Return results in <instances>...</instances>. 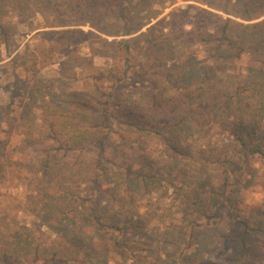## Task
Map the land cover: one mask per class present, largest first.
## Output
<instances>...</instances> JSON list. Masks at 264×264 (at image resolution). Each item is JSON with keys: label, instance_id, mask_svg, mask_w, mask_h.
<instances>
[{"label": "rangeland", "instance_id": "rangeland-1", "mask_svg": "<svg viewBox=\"0 0 264 264\" xmlns=\"http://www.w3.org/2000/svg\"><path fill=\"white\" fill-rule=\"evenodd\" d=\"M7 1H0V6H30L32 11L35 6H40L37 0ZM81 1L87 6L105 3V0ZM128 1L120 0L121 6H126ZM133 5L142 6V12L145 11L144 6H151V11L144 13L145 17L136 18L138 22L143 20L139 23L143 26L132 36L144 32L176 7L186 10L190 6L203 11L188 8L186 28H192L194 34L199 32L195 25L206 17L204 10L235 23L251 24L258 20L242 19L239 11L246 5L252 6V13L264 9V1L249 5L245 0H136ZM222 8L234 10V15L222 12ZM4 10L8 11V8ZM15 13H7L8 16L0 20V24L9 28L6 45L0 37V142H3L0 145V155H3L0 163H4V166L0 165V216L6 218V229L12 231L19 226L30 232L36 241L54 248L57 258L73 253L79 260L60 264H229L227 260L232 256H238L248 264H264V232L258 231L259 226H264V222H258L264 215V166L253 159L248 160L231 179L232 208L220 213L212 212L209 217L195 213L185 202L186 199L191 200L201 183L199 166L191 159L195 158L199 147L203 148L201 145L210 141L214 143L224 133L213 126L203 138L192 136L200 109L191 100L183 101L179 88L167 86L162 92L171 108H164L165 104L160 103L157 108L162 109L156 114L146 112L148 104H151L149 84H139L131 72L126 82L114 88L117 101L106 103L111 115L103 117L99 112L93 115L95 134L88 144L76 146L65 138L51 139L52 134L41 122L45 114L47 118L56 115L50 106L63 108L68 101L95 91L93 81L79 80L80 76L92 73L90 66L84 64L88 60V50L80 49L81 37L74 34L35 38L36 32L49 30L43 28L45 25H71L78 19L57 20L50 18L48 12L44 16L33 17L29 13L16 17ZM80 28L89 30L88 26ZM65 29L56 27L54 30ZM101 39L111 41L114 37L101 35ZM51 48L55 52L50 53ZM197 54L199 57L206 55L200 51ZM20 57L26 58L29 67L33 61L40 64L39 68L46 66L40 73V79L45 86L46 82L53 83L52 101L49 96L37 97L22 92L20 88L24 86L25 76L31 77L32 73L29 69L25 73L23 67H17ZM224 61L221 60L223 64ZM247 61L245 59L242 66L246 63L253 70L260 68L258 63ZM139 62L143 59L140 58ZM93 64L107 71L117 65L113 59L97 57ZM61 65H65V69ZM58 72L65 76L70 72L69 78L54 83ZM122 93L123 97H119ZM123 105L128 106L127 109ZM34 106H44L45 112H39ZM228 118L231 120L232 117ZM8 119L14 123L8 124ZM120 131L127 136L125 145L119 140ZM175 139L183 140L189 146L187 151L192 153L184 152L174 157L170 146ZM49 155L57 156L56 169L61 172L58 174L61 184L54 182L50 191L54 220L44 217L40 197L31 203L27 196L31 192L27 180L32 176L26 171L41 170ZM151 172L163 186L152 194H146L141 187L142 177L147 178ZM107 214L113 216L108 222ZM93 215L100 220V227L94 224ZM129 217L142 225L138 235L109 227L123 228ZM190 221L195 222L192 233L186 227ZM246 221L257 229L246 234L241 224ZM129 228L132 229L131 226ZM112 234L125 242L124 247L118 248L120 251L111 244ZM74 237L78 242L75 249L70 244ZM1 260L0 264H6L5 259Z\"/></svg>", "mask_w": 264, "mask_h": 264}, {"label": "trees", "instance_id": "trees-1", "mask_svg": "<svg viewBox=\"0 0 264 264\" xmlns=\"http://www.w3.org/2000/svg\"><path fill=\"white\" fill-rule=\"evenodd\" d=\"M14 1L16 0H9L7 3ZM135 1L129 0L126 6H121L120 0H105L103 4L105 6H87L88 4L81 0H37L40 6H35L33 11L30 6H0V20L5 15L8 16L7 13L10 15L12 12H16V17H22L27 13L32 17L44 16L48 12L50 18L57 20L78 19L71 25H45L43 28L49 30L35 33V38L41 35L62 36L66 34L81 37L80 49L83 47L88 50V60L84 64L90 66L92 73L80 76L79 80L94 82L95 91L84 93L76 100L68 101L63 108L53 104L50 106L56 115L47 118L45 114L41 122L49 133L54 135V137L50 135L51 139L65 138L76 146L88 144L95 134L93 115L99 112L105 117L110 114L106 103L110 100L117 101L113 94L114 88L126 82L130 72L138 79L139 84H149L151 104H148L146 112L151 115L162 109L157 108L160 103L165 104L164 108H171L169 101L164 99L166 96L162 94L167 86L179 88V93L184 98L183 101L191 100L194 106L200 109L194 122L192 136L199 135L198 137L203 138L213 126H217L224 133L214 143L210 141L207 145H201L203 148L199 147L197 155L191 159L199 166L198 179L201 183L194 191L191 200L186 199L185 202L201 217H209L212 212L220 213L228 210L233 205L231 179L236 177L237 172L248 160L253 159L264 166V18L261 19L264 16V9L255 10L252 13V6L246 5L245 9L239 11L240 16H238L242 19L258 20L251 24L235 23L229 18L223 19L215 13L204 10L206 17L203 20L200 19L199 24L195 25V29L197 28L199 32L194 34L192 28L189 30L186 28L188 10L194 7L187 6L186 10L176 7L167 16L148 26L144 32L132 36L143 26L139 25L143 20L138 22L136 18L140 19L144 13L151 11V6H144L145 11H140L142 6H134ZM262 1L264 0H245L249 5ZM226 3L225 1L224 5ZM140 4L143 5V2ZM4 8H8V11ZM194 9L203 12L200 9ZM221 11L234 15V10L229 11L222 8ZM248 14L249 16H246ZM146 16L148 17L147 14ZM150 18L154 19V17ZM81 26H88L89 30L83 31ZM213 26L216 28H212ZM56 27L67 29L54 30ZM8 32L9 28L3 23L0 24V37L3 45L8 42ZM101 35L114 37V39L111 41L101 39ZM126 36L131 37L125 38ZM117 37L122 38L117 40ZM56 45L58 49L61 48L58 43ZM51 49L50 53L55 52V49ZM197 51L206 53V55L196 56ZM220 54L229 56L226 58ZM95 57L113 59L117 65L109 68V71L101 70L93 64ZM140 58L143 59L141 63ZM19 59L20 63L17 67H23L25 73L26 69L32 73L31 77L25 76L24 86L20 88L22 92L37 97L49 96L52 101L53 83L46 82L45 86L40 79V73L46 66L42 65L39 68L40 64L33 61L29 67L26 58L20 57ZM245 59L251 64L258 63L260 68L253 70L246 66V63L242 66ZM221 60H225L224 64ZM61 66L65 69V65ZM77 67L80 69L79 66ZM69 74L70 72L65 76L58 72L56 75L58 77L53 82L58 84L61 80L68 79ZM105 83H107L106 86ZM119 97H123V93ZM34 107L39 112H45L44 106ZM127 107L123 105L124 109ZM114 112L120 113L121 111L111 113ZM228 117H232L231 120ZM11 121L12 119H8L7 123H14ZM118 135L121 143L125 145L127 136L122 131ZM2 144L3 142H0V145ZM187 148L189 146L181 139H175L174 144L170 146L174 157L184 152L192 153L191 150L187 151ZM2 157L3 155H0V158ZM56 158L55 155H49L48 159L43 162L41 170L26 171L32 176L27 180V187L31 191L27 196L31 198V203L37 197L41 198L40 202H42L46 220L55 219L54 208L50 204L53 199L50 191L54 187V182L61 184L60 177H58L61 172L56 169L58 165ZM0 165L4 166V163ZM142 179L141 187L146 194H152L153 191L156 192L163 186L162 181L153 172L147 178L144 176ZM112 217L107 214V222ZM82 219H85L84 216ZM132 219V217L127 218L123 228H117L114 225L109 227L119 231L120 229L129 230L138 235L143 229L142 225L139 222H133ZM92 220L95 225L101 226L96 215H93ZM103 220L105 221L104 218ZM258 222H264V215L263 218L258 219ZM241 224L246 229V234L257 229L247 221ZM194 225L195 222L192 221L186 224L191 233ZM6 226L8 227L6 218L0 216V260L5 259L6 264H35L38 262L60 264L67 261H79L74 258L73 253H67L63 256L64 258H57V253L53 252L54 248L36 241L30 232L19 226L15 230L8 231ZM130 226L132 229L129 228ZM259 227L261 228L258 231L264 232V226ZM58 235L57 237L61 238ZM111 237L113 248L120 251L118 248L124 247L125 242L119 241L113 234ZM71 240L70 244L73 248L76 244L78 245L75 237ZM227 262L248 264L246 260L241 261L238 256L229 257Z\"/></svg>", "mask_w": 264, "mask_h": 264}]
</instances>
